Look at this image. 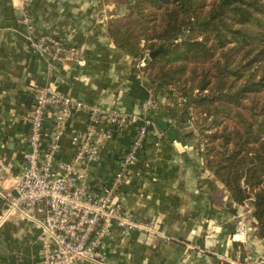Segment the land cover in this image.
Here are the masks:
<instances>
[{"label": "crops", "instance_id": "obj_1", "mask_svg": "<svg viewBox=\"0 0 264 264\" xmlns=\"http://www.w3.org/2000/svg\"><path fill=\"white\" fill-rule=\"evenodd\" d=\"M113 8L104 0H0V153L15 167L25 147L23 119L33 104L34 87L53 85L89 105L139 112L140 103L125 100L128 76L137 60L118 50L107 32ZM24 11L31 18L30 29L21 23ZM27 33L50 34L77 49L80 58L50 63L31 48ZM146 87L156 98L149 116L167 123L175 139L158 125L163 138L146 140L117 200L137 222H154L161 235L133 232L119 244L120 232L114 228L105 239L108 263L264 264L263 239L251 231L244 243L231 240L240 214L249 208L235 204L225 187L205 171L197 144L179 139L189 128L174 127L170 118L178 114V100ZM86 125V116L80 113L68 128L84 130ZM50 127L48 123L46 130ZM135 130V124H128L113 140L103 142L101 161L91 168L93 178L112 179ZM62 151L65 159L72 156L66 140ZM247 223L252 227V220ZM39 233L34 224L19 218L2 223L0 264H40Z\"/></svg>", "mask_w": 264, "mask_h": 264}, {"label": "trees", "instance_id": "obj_2", "mask_svg": "<svg viewBox=\"0 0 264 264\" xmlns=\"http://www.w3.org/2000/svg\"><path fill=\"white\" fill-rule=\"evenodd\" d=\"M122 4L126 13L115 12L107 32L125 55L147 59L145 50L177 40L131 70L126 103L145 101L146 85L176 96L174 127L192 128L179 139L200 137L205 171L251 208V231L264 240V0Z\"/></svg>", "mask_w": 264, "mask_h": 264}, {"label": "built area", "instance_id": "obj_3", "mask_svg": "<svg viewBox=\"0 0 264 264\" xmlns=\"http://www.w3.org/2000/svg\"><path fill=\"white\" fill-rule=\"evenodd\" d=\"M20 18L23 26L32 27L28 13L24 11ZM27 39L39 57L50 63L76 62L80 58L77 49L63 45L50 34L27 33ZM33 95V104L23 119L27 133L18 165L15 167L0 153V226L19 218L38 227L40 264H109L105 239L114 228L120 232L119 244L133 232L161 235L154 222H137L117 200L146 140L159 142L163 138L158 124L149 116L156 107L154 94L149 91L137 114L89 105L58 92L53 85L34 87ZM80 113L87 119L85 129H69ZM48 123L51 127L46 130ZM128 124L136 125L135 136L121 152L112 179L105 182L93 178L91 168L101 161L103 142L113 140L115 133ZM63 140L72 152L69 159L64 158ZM7 180L9 186L4 187ZM243 207L249 211L240 214L231 236L234 242L244 243L251 231L247 221L252 210L247 204Z\"/></svg>", "mask_w": 264, "mask_h": 264}, {"label": "water", "instance_id": "obj_4", "mask_svg": "<svg viewBox=\"0 0 264 264\" xmlns=\"http://www.w3.org/2000/svg\"><path fill=\"white\" fill-rule=\"evenodd\" d=\"M126 12V5H121L119 7V11H118V15L121 16ZM176 39H173L171 42H164L161 43L155 50L149 52L147 54V59L144 60V63H146L148 60H153L156 56L163 54L166 52L167 48L171 47L172 45H174L176 43ZM157 124L164 130L167 132V134L169 135V137H171V139H175V133L172 130H167V123L165 122H161L158 121ZM12 195L16 196L15 192H12Z\"/></svg>", "mask_w": 264, "mask_h": 264}, {"label": "rangeland", "instance_id": "obj_5", "mask_svg": "<svg viewBox=\"0 0 264 264\" xmlns=\"http://www.w3.org/2000/svg\"><path fill=\"white\" fill-rule=\"evenodd\" d=\"M106 3H109V4H113L114 5V8H113V14L116 12V14H118V11H119V7L121 6V5H119V3H120V1H123V0H104ZM122 5H126V4H122ZM126 11H127V5H126ZM126 13V12H125ZM150 52V51H149ZM148 52V50H145L144 51V54H148L149 53ZM136 68L137 69H143V66H144V64L143 65H140V61H136ZM173 97H175L177 100H178V98L176 97V96H173ZM186 126H188L187 128H189V130L188 131H190V129H192L190 126V124H187ZM191 142H194L195 143V145L197 144L198 146L200 145V143H201V140H200V137L197 135V134H195L193 137H191L190 139H189ZM200 147V146H199ZM200 150V149H199Z\"/></svg>", "mask_w": 264, "mask_h": 264}]
</instances>
